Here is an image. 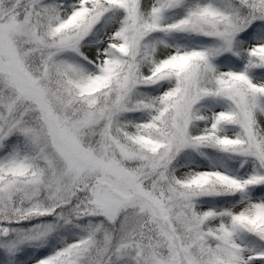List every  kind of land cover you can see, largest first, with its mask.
<instances>
[{
    "label": "snow or ice",
    "instance_id": "snow-or-ice-1",
    "mask_svg": "<svg viewBox=\"0 0 264 264\" xmlns=\"http://www.w3.org/2000/svg\"><path fill=\"white\" fill-rule=\"evenodd\" d=\"M0 264H264V0H0Z\"/></svg>",
    "mask_w": 264,
    "mask_h": 264
}]
</instances>
